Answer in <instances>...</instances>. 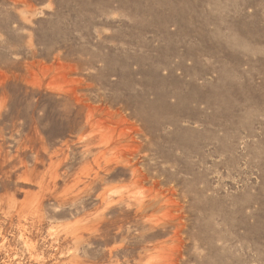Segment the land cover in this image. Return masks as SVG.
<instances>
[{
  "label": "rangeland",
  "instance_id": "rangeland-1",
  "mask_svg": "<svg viewBox=\"0 0 264 264\" xmlns=\"http://www.w3.org/2000/svg\"><path fill=\"white\" fill-rule=\"evenodd\" d=\"M166 1L0 0V264H264V0Z\"/></svg>",
  "mask_w": 264,
  "mask_h": 264
},
{
  "label": "bare ground",
  "instance_id": "bare-ground-1",
  "mask_svg": "<svg viewBox=\"0 0 264 264\" xmlns=\"http://www.w3.org/2000/svg\"><path fill=\"white\" fill-rule=\"evenodd\" d=\"M134 1H135V0H134ZM139 1L141 2V0H139ZM145 1H146V0H145ZM147 1H148V0H147ZM164 1H165V0H164ZM167 1H168V0H167ZM167 1H166V3H167ZM170 1H171V0H170ZM180 2H181V1H180ZM138 3H139V2H138ZM144 3H145V2H144ZM200 3H201V2H200ZM130 4H131V3H130ZM136 4H137V3H136ZM136 4H135V5H136ZM141 4H142V3H141ZM176 4H177V3H176ZM138 5H139V4H138ZM143 5H144V4H143ZM146 6H148V5L146 4ZM159 6H160V5H159ZM161 6H162V5H161ZM141 7H142V6H141ZM143 7H144V6H143ZM149 7H150V6H149ZM153 7H154V6H153ZM155 7H156V6H155ZM138 8H139V7H138ZM162 8H163V6H162ZM164 9H165V8H164ZM167 10H168V9H167ZM149 11H150V10H148V12H149ZM192 11H193V10H192ZM141 12L143 13V11H141ZM151 12H152V11H151ZM144 13H145V11H144ZM175 13H176V12H175ZM179 13L181 14V12H179ZM158 14H159V13H158ZM163 14H164V13H163ZM175 16H177V15L175 14ZM175 16H174V17H175ZM165 17H166V16H165ZM152 20H153V19H152ZM152 20H151V21H152ZM182 21H183V20H182ZM157 22H158V21H157ZM188 22H189V21H188ZM155 24L158 25L157 23H155ZM160 24H161V23H160ZM137 25H139V24H137ZM146 25H147V24H146ZM146 25H145V26H146ZM150 25H151V24H150ZM132 27H133V26H132ZM141 27H142V25H141ZM147 27H148V26H147ZM147 27H146V28H147ZM149 27H150V26H149ZM156 27H157V26H156ZM147 29H148V28H147ZM164 29H165V28H164ZM149 32H150V31H149ZM151 37H152V36H151ZM150 46H151V45H150ZM162 70H163V69H162ZM182 70H183V69H182ZM154 76H155V75H154ZM154 76H153V77H154ZM180 76H181V75H180ZM177 78H178V77H177ZM176 81L178 82V80H176ZM133 82H134V81H133ZM135 82H136V81H135ZM185 83H186V82H185ZM185 83H184V84H185ZM186 84H188V82H187ZM149 86H150V85H149ZM129 87H130V85H129ZM176 87H177V86H176ZM179 87H180V86H179ZM184 88H186V86H185ZM129 89H132V88H129ZM149 89H150V88H149ZM186 90H187V89H186ZM143 91H144V90H143ZM152 92H153V91H152ZM183 93H185V92L183 91ZM144 94H145V93H144ZM131 96H132V94H131ZM138 97H139V96H138ZM150 97H151V96H150ZM200 97H201V96H200ZM132 98H133V97H132ZM148 99H149V98H148ZM127 101H129V100H127ZM127 101H126V103H128ZM129 102H130V101H129ZM137 102H138V101H137ZM140 103H141V102H140ZM142 104H143V103H142ZM164 107H165V106H163V108H164ZM191 109H192V108H191ZM168 111H170V110H168ZM159 112H160V111H159ZM198 112H199V111H198ZM138 118H139V115H138ZM140 120H141V119H140ZM93 125H94V124H93ZM147 125H148V124H147ZM147 125L145 126V129H146V127L148 128ZM143 126H144V125H143ZM166 127H167V126H166ZM143 129H144V127H143ZM145 129H144V130H145ZM156 131H157V130H156ZM160 131H161V130H160ZM190 131H191V130H190ZM145 132H146V131H145ZM149 132H150V131H149ZM158 132H159V130H158ZM150 133H151V132H150ZM147 135H148V134H147ZM150 136H152V135H150ZM154 136H156V135H154ZM160 136H161V135H159V137H160ZM161 137H162V136H161ZM148 138H149V137H148ZM150 138H151V137H150ZM167 138H168V137H167ZM153 139H155V138H153ZM165 139H166V138H165ZM168 140H169V139H168ZM171 140H172V139H171ZM150 141H151V139H150ZM163 150H164V149H163ZM173 150H174V149H173ZM174 151H175V150H174ZM172 154H173V153H172ZM167 158H168V157H167ZM177 160H178V159H177Z\"/></svg>",
  "mask_w": 264,
  "mask_h": 264
}]
</instances>
